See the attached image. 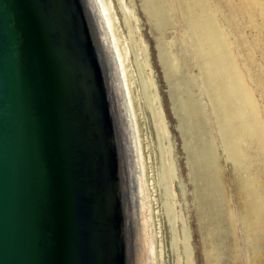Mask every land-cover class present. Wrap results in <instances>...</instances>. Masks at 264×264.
I'll return each instance as SVG.
<instances>
[{"label": "bare ground", "instance_id": "1", "mask_svg": "<svg viewBox=\"0 0 264 264\" xmlns=\"http://www.w3.org/2000/svg\"><path fill=\"white\" fill-rule=\"evenodd\" d=\"M140 2L158 37L170 19V28L176 22L180 24V19L186 24L179 50L188 47L187 60L193 55L217 123L220 145L215 137L209 138L210 133L209 136L203 133L204 119L198 104L185 84L187 80L179 79L183 62L164 46L158 48L159 55L164 72L168 77L176 76L178 84L184 87L175 110L184 115L177 127L192 162L194 204L200 221L203 218L208 221L207 225H200L206 241L204 259L212 263L221 256L236 257V240L232 244L217 241L222 216L227 219L223 222L226 227L223 239L229 237V228L236 239L218 148L237 172L235 187L245 232L257 237L264 233V121L260 108L237 63L229 35L208 0ZM71 3L83 31L82 45L91 70L95 78L104 79L100 89L96 86V93L102 91L101 123L109 133L106 154L113 173L112 179L109 175L105 179L117 219L112 264H196L192 230L181 209L186 186L173 165L164 110L129 2L71 0ZM197 180L208 189L200 190ZM210 187L213 197L209 196ZM216 213H220V219H216ZM248 252L255 255L254 250Z\"/></svg>", "mask_w": 264, "mask_h": 264}, {"label": "water", "instance_id": "2", "mask_svg": "<svg viewBox=\"0 0 264 264\" xmlns=\"http://www.w3.org/2000/svg\"><path fill=\"white\" fill-rule=\"evenodd\" d=\"M81 31L71 0H0V264H112L104 79Z\"/></svg>", "mask_w": 264, "mask_h": 264}, {"label": "rangeland", "instance_id": "3", "mask_svg": "<svg viewBox=\"0 0 264 264\" xmlns=\"http://www.w3.org/2000/svg\"><path fill=\"white\" fill-rule=\"evenodd\" d=\"M127 1L135 20L136 32L142 42L141 46L145 50L153 72V83L157 98L160 96L161 105L164 110V122L171 136L173 165L178 174L182 176L186 186V199H181V209L192 230L191 241L192 246L195 248L196 264H264V233L255 237L253 234L245 232L238 205L239 195L235 187V175L237 172L232 170L234 169L233 164L223 158L221 148H218V152L223 169V187L227 203H229L230 207L232 205L234 215L233 230L236 233V239L230 234V228L228 232L229 237L225 238L227 240L223 239L222 234H224V229L226 228L223 222L227 219L222 216L223 222L221 229L218 231L217 241L219 244H232L236 240V257L230 258L226 256V258L221 256L220 260H213L212 263L204 259L203 248L206 246V241L200 225L201 223L207 225L208 221L206 218L200 221L197 214L198 210L194 204L195 183L191 180L190 175V163L192 164V162L187 157V151L183 146V135L179 127H177L179 126V119L184 115L181 111L175 110L180 98L179 93L184 87L178 84L176 76L168 77L164 72L159 55V47L164 46V48L169 50V53L177 55L183 62L178 72V75H182L179 79L183 78L187 80L185 84L189 86L190 94L198 104L199 113L204 119L201 120V123H203V133H205V136H209L210 133L209 138L211 139V136L215 137L217 143L220 145L217 123L211 104L207 100L201 86V76L193 61V55L187 60L185 55L189 57L190 54L188 47L184 48L183 51L179 50L181 47L179 39H181V35L186 29L184 20L180 19V24L176 22L174 24L175 27L170 28L171 25L169 24L172 21L170 19L167 25L163 27L160 37H158L157 30L152 28V23L147 20V16L140 6V0ZM168 2L171 3V1ZM208 3L210 6L212 5L214 15L217 17L218 22L221 25L223 24L229 35L231 48L236 53L237 63L245 75L247 84L253 90L254 97L260 108L261 117L264 121V0H208ZM174 4L175 2L172 5ZM164 16L165 18L167 17V15ZM206 121L207 123H204ZM187 139L190 140V138ZM197 184L200 190L208 189L207 185H201V180H197ZM209 196L213 197L211 187ZM216 219H220V213H216ZM230 225L232 224L230 223ZM248 250H254L255 255L253 256Z\"/></svg>", "mask_w": 264, "mask_h": 264}]
</instances>
